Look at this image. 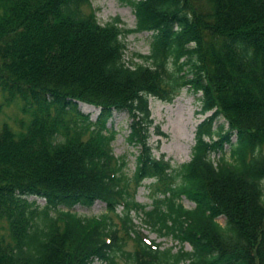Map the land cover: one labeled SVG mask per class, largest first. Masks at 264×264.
I'll use <instances>...</instances> for the list:
<instances>
[{
    "label": "trees",
    "instance_id": "obj_1",
    "mask_svg": "<svg viewBox=\"0 0 264 264\" xmlns=\"http://www.w3.org/2000/svg\"><path fill=\"white\" fill-rule=\"evenodd\" d=\"M88 1L0 0V92L31 117L19 133L0 125V264H264V0H122L134 29L100 24ZM145 32L150 54L127 62L124 37ZM184 89L211 115L174 165L155 155L153 137L167 136L149 98L172 103ZM119 112L138 152L132 175L113 149ZM146 180L151 205L136 200ZM96 202L106 213L72 211ZM134 215L180 248L150 240Z\"/></svg>",
    "mask_w": 264,
    "mask_h": 264
},
{
    "label": "rangeland",
    "instance_id": "obj_2",
    "mask_svg": "<svg viewBox=\"0 0 264 264\" xmlns=\"http://www.w3.org/2000/svg\"><path fill=\"white\" fill-rule=\"evenodd\" d=\"M89 3L83 8L86 13H94L100 24L106 25L119 19L121 21L120 27L125 29H134L136 25V15L134 8L122 0H89ZM152 33H128L124 37L126 43L125 60L127 62L142 63L137 55H149L151 50ZM200 94H194L187 89L182 90L180 95L172 102L165 103L154 97L149 98L150 108L153 118L156 124H160L162 130L166 133L167 138L154 136L151 143L155 150V155L160 157L165 154L168 159L172 160L174 165L189 162L192 157V150L195 145V132L197 127L211 115L207 114L202 116L198 114L201 104L199 102ZM81 111L89 115L91 120L96 121L99 115L98 111H85L80 107ZM31 117L28 113L24 112L23 104L19 100H10L0 92V125H8L13 131L19 133L25 126L30 123ZM131 120L126 112L114 113L112 121H110L109 127H113L117 131L116 139L113 142V149L116 157L123 155L128 156V168L127 172L132 175L136 165L137 150L130 147L126 138L130 133ZM220 125H224L225 130L228 129V124L224 118H220L215 124V129ZM219 139V138H217ZM233 142L236 141V136L232 138ZM226 152L229 151V146L226 145ZM220 153L213 154L212 159H217ZM152 183V180L144 181V186L141 187L137 194L136 200L145 205L152 204L151 190L148 186ZM37 201L40 207L46 205V201L43 199H37L36 197H30L29 201ZM182 204L187 209H192L195 205L185 198L182 200ZM150 209V207L148 208ZM72 211L83 217H95L101 216L106 213V205L100 202H96L92 206L78 204L72 208ZM121 212V209L117 211ZM118 222L115 215H109ZM136 223L142 228V231L149 239L156 241L162 245L163 249L173 247L176 250L180 248L177 241L172 238H160L158 234L152 232L144 226L141 216L134 215ZM218 222L221 225L226 223L224 217H220ZM9 227L6 221H0V237H9ZM185 249L191 251V246L187 244ZM127 251H133V243H128L126 247ZM95 264H102L100 261H96ZM118 264H126L123 258L118 259Z\"/></svg>",
    "mask_w": 264,
    "mask_h": 264
},
{
    "label": "bare ground",
    "instance_id": "obj_3",
    "mask_svg": "<svg viewBox=\"0 0 264 264\" xmlns=\"http://www.w3.org/2000/svg\"><path fill=\"white\" fill-rule=\"evenodd\" d=\"M81 108L85 111H98V109L94 108V107H91V106H87V105H81Z\"/></svg>",
    "mask_w": 264,
    "mask_h": 264
}]
</instances>
